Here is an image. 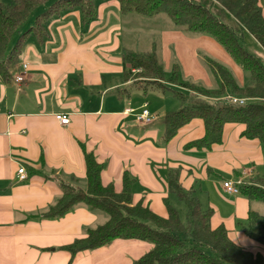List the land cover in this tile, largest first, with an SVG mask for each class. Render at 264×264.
Listing matches in <instances>:
<instances>
[{
    "label": "crops",
    "instance_id": "0c3cea01",
    "mask_svg": "<svg viewBox=\"0 0 264 264\" xmlns=\"http://www.w3.org/2000/svg\"><path fill=\"white\" fill-rule=\"evenodd\" d=\"M260 2L264 10V0ZM95 6L88 23L77 8L51 16L43 38L29 35L11 80H0V264H133L152 248L151 242L124 238L74 255L64 248L108 220L105 212L84 204L59 217L45 216L64 186L86 189L87 152L103 163L105 184L114 183L119 192L126 174L132 180V203L142 201L164 217L168 215L165 200L172 204L170 196L174 195L168 186L171 169L182 168L186 189L195 190L199 177L206 204L215 211L212 225L224 224L236 243L264 253L263 245L236 226L250 210H264L253 208L257 200L223 188L227 180L251 184L264 177L257 163L263 145L241 135L245 125L225 124L222 143L211 150L188 149L187 143L205 134L202 119H193L165 142V124L164 131L139 124L133 114L125 112L147 104L156 121L178 109L180 101L176 109L167 110L172 100L167 94L174 87L188 93L180 84L188 82L183 77L193 76L195 82L189 83L200 89L221 90L212 61L228 69L240 87L247 85L245 71L212 36L191 35L166 25L164 19L150 23L132 15L137 13L122 14L119 0H100ZM129 15L125 24L122 18ZM153 46L165 76V65L178 71L177 83L165 78L170 89L161 90L156 102L147 99L148 89L131 93L132 80L126 78L123 61L125 51L145 52ZM25 62L30 65L18 83L15 79ZM222 94L235 95L228 88ZM58 113L67 114L70 123L60 124ZM161 134L163 144L159 145ZM166 157L172 162L164 180L160 164ZM21 167L24 179L19 178Z\"/></svg>",
    "mask_w": 264,
    "mask_h": 264
},
{
    "label": "trees",
    "instance_id": "16d2710c",
    "mask_svg": "<svg viewBox=\"0 0 264 264\" xmlns=\"http://www.w3.org/2000/svg\"><path fill=\"white\" fill-rule=\"evenodd\" d=\"M49 1L11 0L9 5L0 2V80H11L29 35L33 33L43 38L51 16L77 8L83 15V22L88 23L95 15L96 0H56L36 17L33 25L19 32V27L30 15ZM119 3L122 14L137 13L146 18L164 14L175 27L191 35L212 36L239 67L249 72V84L240 87L228 69L212 61L222 83L221 90L209 91L189 82L180 83L190 92L178 93L180 107L164 115L165 142L172 140L193 119L200 118L204 121L205 134L187 143L188 149L211 150L222 143L227 123L244 124L241 135L258 139L264 147V62L248 49L246 42V35L250 34L264 50V10L260 0H119ZM123 61L126 78L132 80L133 86L147 90L152 84L162 91L170 89L165 84L164 66L155 46L145 52L127 50ZM133 69L139 70L134 72ZM169 82H178L177 69ZM225 88L237 95L230 96L246 99L245 103L234 102L223 95ZM86 164V189L64 186L62 196L45 212L47 217H59L76 205L84 204L108 215L105 223L88 229L83 237L64 247L73 255L124 238L153 244L133 264H264V253L236 243L224 224L212 225L214 209L203 207L195 190L183 186L181 167L171 169L168 186L169 193L186 205L185 220L168 199L165 200L166 217L155 213L142 201L133 204L132 180L126 174L119 192L114 183L105 184L101 175L103 163L93 153H86ZM240 192L249 200L264 204V177L253 179L251 184L244 182ZM239 224L240 230L264 246V213L250 210L246 223Z\"/></svg>",
    "mask_w": 264,
    "mask_h": 264
},
{
    "label": "rangeland",
    "instance_id": "374dc122",
    "mask_svg": "<svg viewBox=\"0 0 264 264\" xmlns=\"http://www.w3.org/2000/svg\"><path fill=\"white\" fill-rule=\"evenodd\" d=\"M2 3H4L5 5H9L11 0H0ZM56 0H50L48 3L46 4H43L41 6H39L31 15L30 17L27 19L26 22H24L20 27H19V32H22V31H25L27 28H29L31 25H33L36 17L38 15H40L41 13H43L47 8L48 6L52 3V2H55ZM100 0H96V2H99ZM134 15L135 17H138V18H141L142 20L146 21V22H150V23H156L157 21H163V19L165 21H167L165 24L166 25H173L171 24L172 22H170V19L164 15V14H161L159 15L158 17L156 18H146V17H142V16H139L137 14H132ZM123 17V16H122ZM122 19H125V24H129V20L131 19V15L127 16V17H123ZM128 21V22H127ZM127 22V23H126ZM165 24H161V25H165ZM18 34V33H17ZM17 34L15 35V37L17 36ZM15 40V38H14ZM246 42H247V46H248V49L251 50V52H253L254 54H256L257 56H259L263 62H264V50H262V48H259L258 47V44L256 42V40L250 35V34H247L246 35ZM164 64H167V63H164ZM167 65H165V69H166V78L167 80H169L171 78V76L173 75V71H172V67L168 68L166 67ZM245 75H246V81H245V84H249L250 82V76H249V72L245 71ZM185 78V79H184ZM194 77L193 76H189V77H183L181 78V80H187L188 82H195V79H193ZM217 81H219V79L217 78ZM186 82V81H184ZM220 84L219 82L217 83V85ZM129 89H131V93L132 94H140L141 90L140 88L136 87V86H133L131 85L129 87ZM188 90V92H190V89L186 88ZM174 90L175 91H170L168 92L167 94V98L168 99H172L171 101L167 102V110H173V109H176L178 104H179V99L176 97V95H178V93H183L184 91L179 88V87H174ZM161 89L159 88L158 85H152L150 84L148 86V96H147V99L150 100L151 102H156V96L161 93ZM142 98H144V96H141ZM169 103V104H168ZM155 118L154 120L148 124V125H151L152 127H161L162 130L164 131V116L162 115L161 117L157 118V120L155 121ZM162 131V133H163ZM159 141H157V143L159 145L163 144V138H162V134L160 135L159 137ZM264 149V147H263ZM166 160H163L162 163L160 164V169H161V173H162V177L163 179L165 180L166 176H167V171L170 167V162L171 159H169L168 157L165 158ZM259 164V173L264 176V150H263V155L262 157L259 159V161L257 162ZM154 164V163H153ZM200 182H201V179L199 177H196V180L194 182V188H195V192L196 194L199 196V198L201 199L202 201V204H203V207H207V204H206V193L202 192L200 190ZM239 195H242V192L239 193ZM245 197V196H244ZM170 201L171 203L173 204V206H175L179 212V215L180 217L185 220V217H186V212H187V208H186V205L180 201L175 195H171L170 196ZM253 208L254 209H260V210H264V204L262 202H259V201H255L253 202ZM239 223H243L245 224L246 223V220H242V219H238V222L236 224L237 226V229L240 230V224Z\"/></svg>",
    "mask_w": 264,
    "mask_h": 264
},
{
    "label": "built area",
    "instance_id": "2783aa9c",
    "mask_svg": "<svg viewBox=\"0 0 264 264\" xmlns=\"http://www.w3.org/2000/svg\"><path fill=\"white\" fill-rule=\"evenodd\" d=\"M30 63L29 62H25L23 63V71L16 77V82L20 83L23 79L24 76L26 74V71L29 67ZM139 69H133L134 72L138 71ZM230 97L234 102H239L241 104L245 103L246 99L244 98H239V97H235V96H228ZM125 112L127 114H133L136 121L139 124H143V125H148L150 124L153 120H154V116L153 114L150 112L147 104H145L141 109L136 110L134 108H127L125 110ZM56 119L59 121L60 124H69L70 123V117L67 114H62V113H58L56 115ZM19 178L20 179H24L26 178V172H25V168L21 167L19 170ZM244 183V181L242 179H238V180H227L223 182V188L227 193H231V194H238L240 193V187L241 185Z\"/></svg>",
    "mask_w": 264,
    "mask_h": 264
}]
</instances>
